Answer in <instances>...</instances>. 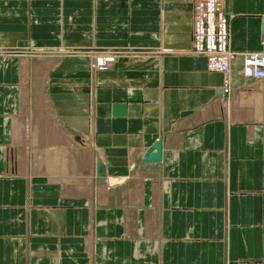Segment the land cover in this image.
<instances>
[{"label":"crops","instance_id":"obj_1","mask_svg":"<svg viewBox=\"0 0 264 264\" xmlns=\"http://www.w3.org/2000/svg\"><path fill=\"white\" fill-rule=\"evenodd\" d=\"M223 7L228 94L191 0H0V264H264V0Z\"/></svg>","mask_w":264,"mask_h":264},{"label":"built area","instance_id":"obj_2","mask_svg":"<svg viewBox=\"0 0 264 264\" xmlns=\"http://www.w3.org/2000/svg\"><path fill=\"white\" fill-rule=\"evenodd\" d=\"M223 0H192L193 6V53L203 56L206 59L207 71L214 68H221L223 78L225 79V89L227 90V81L229 75L225 73L228 66L222 64L226 47V34L228 32L227 16L223 11ZM114 55L105 59L109 65L113 62ZM228 58L226 59L227 63ZM247 65H258L261 70H251L244 68V77L247 80L264 78V51L254 52L246 55ZM109 65L98 64V69H107ZM217 72V71H216Z\"/></svg>","mask_w":264,"mask_h":264},{"label":"bare ground","instance_id":"obj_3","mask_svg":"<svg viewBox=\"0 0 264 264\" xmlns=\"http://www.w3.org/2000/svg\"><path fill=\"white\" fill-rule=\"evenodd\" d=\"M228 19V18H227ZM227 27H228V21H227ZM228 38H229V31L227 32V34H226V47H227V50L226 51H224L225 52V57H224V60H223V62H222V64H225V65H227L228 66V69L225 71V73H227L228 75H229V77H230V63H231V60L234 58V54L229 50V47H228ZM193 52V51H192ZM194 54V53H193ZM247 54H249V53H247ZM247 54H245L244 55V57H243V65H242V75H243V77H244V72H243V70H244V68H246V67H248L249 69H251V70H261V68L258 66V65H247V63H246V55ZM195 55V54H194ZM195 56H198V55H195ZM108 57V56H107ZM228 58V60H227V63H226V59ZM105 59L106 58H104V59H102V62L105 64V66L107 67L108 65H109V63L108 62H106L105 61ZM205 59V58H204ZM206 60V59H205ZM99 63L101 62V60H99L98 61ZM206 68H207V66H206ZM40 70V69H39ZM45 71V70H44ZM43 71V72H44ZM217 71V72H216ZM208 72H213V73H219V74H221L222 75V73H223V71H222V69L221 68H214L212 71H208ZM40 76H39V83H41L42 84V73H40L39 74ZM222 77H223V75H222ZM229 77H228V79H229ZM245 78V77H244ZM36 79V78H35ZM246 79V78H245ZM247 80V79H246ZM251 80H264V78L263 79H251ZM226 85H227V90H228V81H227V83H226ZM29 88V87H28ZM225 89V79L223 78V90ZM28 96V95H27ZM42 100V99H41ZM29 104V103H28ZM41 104V103H40ZM43 104V103H42ZM41 104V105H42ZM35 109L36 110H40V109H38V107L36 108L35 107ZM44 109V108H43ZM44 111V110H43ZM47 113H48V111H47ZM70 134V133H69ZM37 138V139H36ZM39 138H40V136L38 137H34V140H36V141H39ZM67 140H68V142L70 143V141L71 140H73L72 139V137L71 136H68L67 137ZM73 142L76 144V145H78V143H76L75 142V140H73ZM82 143V142H81ZM41 144V143H40ZM42 145V144H41ZM46 145V144H45ZM81 146V147H80ZM56 147V146H55ZM67 148V147H66ZM72 148V147H71ZM79 148H81L82 149V156L84 157V169L83 170H87L88 168H86V166L88 165V156H89V152H88V149H87V145H86V143L85 142H83L82 143V145H79ZM38 149V148H37ZM49 149H51V148H49ZM40 150V149H39ZM46 152V151H45ZM59 152H60V150H59ZM70 152V154H72V160L74 161L75 160V153L74 152H72V151H69ZM48 153V152H47ZM49 154V153H48ZM50 155V154H49ZM54 156H55V154H53ZM65 158L66 157H68V153H66L65 155ZM64 156H63V159H62V161H60V160H56V161H58V164L61 166V167H59V171L57 172V171H54V168H53V165H54V162H56V161H54L53 159H57V158H52V160H51V162L48 164V166L46 167V169H45V171L44 172H47L48 174H50V176H60L65 182H66V184L67 183H69V182H72V181H74L75 179H76V177L74 178L72 175H70V174H68V172L69 173H71L70 172V170H71V168L69 169V167H68V164L67 163H65V160H64ZM48 161V160H47ZM57 164L55 163V165L54 166H56ZM69 169V170H68ZM89 170V169H88ZM42 171V170H41ZM74 173H75V171H73ZM72 172V174H74ZM79 172V171H78ZM85 173V172H84ZM64 175H65V177H64ZM86 175H88V173L86 174ZM89 175H91V172L89 173ZM69 176V177H68ZM53 180V179H52ZM59 180V179H58ZM57 180V181H58ZM86 180H87V183H89V184H91V178L90 177H87L86 178ZM72 184V183H71ZM88 184V185H89ZM100 185V184H99ZM66 186V185H65ZM85 186V185H84ZM70 187V186H69ZM69 187H68V189H69ZM72 188H74V186H71V189ZM89 188V187H88ZM70 189V190H71ZM75 189V188H74ZM77 189V188H76ZM87 189V186H85V188H84V190H86ZM67 190V189H66ZM69 190V191H70ZM83 190V189H82ZM68 191V192H69ZM75 191V190H74ZM65 192V191H64ZM67 192V191H66Z\"/></svg>","mask_w":264,"mask_h":264},{"label":"rangeland","instance_id":"obj_4","mask_svg":"<svg viewBox=\"0 0 264 264\" xmlns=\"http://www.w3.org/2000/svg\"><path fill=\"white\" fill-rule=\"evenodd\" d=\"M191 4H192V0H191ZM222 7H223V5H222ZM223 11H224V7H223ZM192 12H193V6H192ZM225 12V11H224ZM225 14H226V12H225ZM226 16H227V14H226ZM192 18H193V16H192ZM227 18H228V16H227ZM228 25H229V21H228ZM193 30V29H192ZM192 30H191V41H192V47H191V50H193V37H192ZM255 52H259V51H255ZM261 52V51H260ZM250 53H254V52H250ZM96 54V57L98 56V55H102L101 57H99V59H96L95 58V60H94V64H93V66H92V68L94 69V70H96V71H100V72H104V71H107L109 68H107V69H102V70H99L98 69V64H102L103 66H105V64L102 62V59H104V58H108L107 56H112V55H114V58H113V62L109 65V67L112 65V64H114V62H115V57L116 56H119L120 54H119V52H117L116 50H103V51H100V52H96L95 53ZM199 57H202V58H204L203 56H199ZM99 60H101V62L99 63L98 61ZM230 91V89L226 92V93H224L223 92V89H222V92L224 93V94H228V92Z\"/></svg>","mask_w":264,"mask_h":264},{"label":"water","instance_id":"obj_5","mask_svg":"<svg viewBox=\"0 0 264 264\" xmlns=\"http://www.w3.org/2000/svg\"><path fill=\"white\" fill-rule=\"evenodd\" d=\"M155 151V154H152ZM161 145L159 142L154 144L153 148L148 150L144 155V161L146 162H157L160 159Z\"/></svg>","mask_w":264,"mask_h":264}]
</instances>
